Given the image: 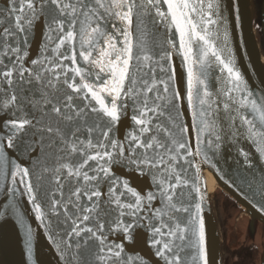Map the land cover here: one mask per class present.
Instances as JSON below:
<instances>
[{"label": "snow or ice", "instance_id": "6c2138e0", "mask_svg": "<svg viewBox=\"0 0 264 264\" xmlns=\"http://www.w3.org/2000/svg\"><path fill=\"white\" fill-rule=\"evenodd\" d=\"M9 5L8 23L0 27V148L18 150L29 129L48 133L54 163L51 168L46 164L43 173H52L55 189L45 188L43 195L58 224L65 226L68 247L73 238L80 247L83 238L85 244L93 241L89 247L98 264H144L140 257H126L122 244L110 242L112 235L134 239V230L143 226L163 264H181L183 245L173 238L183 242L186 228L197 222L193 234L199 264H208L203 221L196 216L201 205L184 203L192 199V192L184 191L190 187L189 169L199 173L201 162L211 167L202 146L219 148L222 131H230L233 143L244 139L254 144L264 162V96L254 99L231 61L226 63L210 42L211 26L217 23L213 17L219 14L216 0H9ZM41 16L51 18L47 43L39 58L29 60L26 37ZM161 28L166 39L154 42L157 54L147 37ZM176 39L187 69L194 144L186 138L190 127L173 114L175 101L183 97L171 91L174 77L167 62L173 53L164 45L175 48ZM209 57L228 73L225 88L218 89L227 99L213 98L194 71V64L201 69L208 65ZM221 103L227 130L220 123ZM129 107L133 131L122 140L115 138L114 126ZM44 117L46 126L41 124ZM240 154L248 163V153L241 149ZM0 162L13 182L19 177L39 219L41 207L34 195L39 189L28 182L30 168L14 163L10 154H0ZM125 167L151 176L154 190L144 194L121 180ZM26 244L30 250V234ZM73 258L79 259L76 254Z\"/></svg>", "mask_w": 264, "mask_h": 264}, {"label": "water", "instance_id": "95a60500", "mask_svg": "<svg viewBox=\"0 0 264 264\" xmlns=\"http://www.w3.org/2000/svg\"><path fill=\"white\" fill-rule=\"evenodd\" d=\"M216 2L219 14L213 17L217 23L211 26L210 42L222 59L226 63L231 61L230 66L240 73L248 93L254 99H259L264 96V0H216ZM9 6V0H0V20L4 21L0 27L8 23L7 9ZM48 23H51V18L41 16L28 33L26 39L29 60L41 56V49L47 43L45 33L48 31ZM149 29H151L150 24ZM165 39L163 28L158 32H150L147 37L148 47L159 54L160 50L155 48L154 42H163ZM175 43V48L169 47L166 43L164 45L173 53L172 59L167 62L170 74L174 77L171 91L183 97L175 101L176 111L173 114L178 113L179 123L190 127V135L186 138L194 144L195 131L191 129L194 122L193 114L187 101V69L177 50L178 39ZM47 54L50 53H45ZM196 58L194 48L193 60L195 61ZM208 65L201 69L194 64L193 68L199 74L200 79L205 81L213 98L227 99L218 94V89L225 88L223 81L227 80L228 73L222 71V66L211 57H209ZM28 66L31 67L30 63ZM198 87L203 91V86L198 85ZM195 102L198 104V101ZM219 108L222 129L227 130L228 122L222 119L224 116L222 103ZM35 115L39 119L41 113L36 112ZM132 116L130 107L121 113L120 120L114 126L113 136L115 138L122 140L125 135L133 131ZM248 118L252 117L249 115ZM48 122V117H44L41 124L46 126ZM40 126L37 125V128ZM33 132H36L35 136L32 135ZM229 136L230 131L227 134L222 131V140L218 142L219 148L202 146L210 158L211 167L201 162L199 173L195 168L189 169L190 187L184 191L192 192V199L190 201L186 199L184 203L186 205L200 203L201 210L196 216L197 220L203 221L204 248L208 264H224L221 236L211 206V199L214 193L219 192H225L231 196L240 207L239 213L243 218L244 234L250 238L259 253L261 264H264V211L261 210V206L264 205V195H261L264 191V162L259 160V153L256 152L254 144L244 139H238L236 143H233ZM25 141V144L18 142V150L8 149L4 152L3 148H0V154H10V159L14 163H21L22 167L30 168L32 174L28 182L32 183L34 188L39 189L34 192V195L36 203L41 207V214L38 219L33 203L29 202L25 187L19 183V177L16 182H13L9 168L0 162V264H67L69 260L72 264H98L92 259V248L89 247L93 241L85 244L84 239L80 238V247H77V238H73L72 247L69 248L65 226L62 223L58 224L57 217L49 211L50 199L45 198L43 192L45 188L54 190L55 184L51 182L52 173L44 174L43 169L46 164L49 168L53 166L52 153L55 149L49 148L48 133L29 129ZM29 144L31 147H28ZM32 149L37 151L33 153ZM241 149L248 153V163L240 154ZM200 160H203V154ZM249 164L252 166L249 167ZM119 174L121 180H126L129 186L137 191L143 190V193L147 194L148 191L154 190L151 176L127 167L123 168ZM197 176L199 183L195 185ZM38 177L40 179H37ZM210 179L216 186L212 194L209 188ZM193 185L201 188L200 194L203 195V200L199 199L200 194L193 190ZM56 198H59L58 194ZM192 211L194 212V207ZM186 215L184 214L185 217ZM62 216L61 211V218ZM186 224L185 219L181 226ZM196 229H198L197 222L189 225L186 228L183 242L173 238L175 243L183 245V250L179 252L181 264H199L197 237L193 234ZM29 234L31 235L30 250L26 244ZM87 235V233L84 234V236ZM133 236L134 239L129 240L112 235L110 242L125 246L126 257H140L144 264H163V261L155 255V249L150 247L151 241L145 227H137ZM74 254L79 257L78 260L73 258Z\"/></svg>", "mask_w": 264, "mask_h": 264}, {"label": "flooded vegetation", "instance_id": "af4514ba", "mask_svg": "<svg viewBox=\"0 0 264 264\" xmlns=\"http://www.w3.org/2000/svg\"><path fill=\"white\" fill-rule=\"evenodd\" d=\"M221 236L224 264H261L256 247L244 234L239 205L225 192L214 193L211 199Z\"/></svg>", "mask_w": 264, "mask_h": 264}, {"label": "bare ground", "instance_id": "6f19581e", "mask_svg": "<svg viewBox=\"0 0 264 264\" xmlns=\"http://www.w3.org/2000/svg\"><path fill=\"white\" fill-rule=\"evenodd\" d=\"M209 188H210L211 194L214 192V190L216 188L214 182L211 179L209 180Z\"/></svg>", "mask_w": 264, "mask_h": 264}]
</instances>
